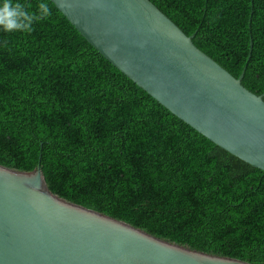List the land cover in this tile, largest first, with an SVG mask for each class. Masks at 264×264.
<instances>
[{
  "label": "trees",
  "instance_id": "16d2710c",
  "mask_svg": "<svg viewBox=\"0 0 264 264\" xmlns=\"http://www.w3.org/2000/svg\"><path fill=\"white\" fill-rule=\"evenodd\" d=\"M151 1L264 94V0ZM14 2L37 15L45 4L50 15L31 32L0 28V164H40L66 200L171 242L264 264V171L172 114L50 0Z\"/></svg>",
  "mask_w": 264,
  "mask_h": 264
},
{
  "label": "water",
  "instance_id": "95a60500",
  "mask_svg": "<svg viewBox=\"0 0 264 264\" xmlns=\"http://www.w3.org/2000/svg\"><path fill=\"white\" fill-rule=\"evenodd\" d=\"M104 58L210 141L264 171V94L151 0H50ZM250 21V20H249ZM252 48V41L250 49ZM0 264H253L168 241L0 164Z\"/></svg>",
  "mask_w": 264,
  "mask_h": 264
},
{
  "label": "clouds",
  "instance_id": "9594fccd",
  "mask_svg": "<svg viewBox=\"0 0 264 264\" xmlns=\"http://www.w3.org/2000/svg\"><path fill=\"white\" fill-rule=\"evenodd\" d=\"M38 7L41 15L27 11V6L24 3L0 0V28L7 32H31L34 21H38L42 16L50 15L47 5L40 4Z\"/></svg>",
  "mask_w": 264,
  "mask_h": 264
}]
</instances>
